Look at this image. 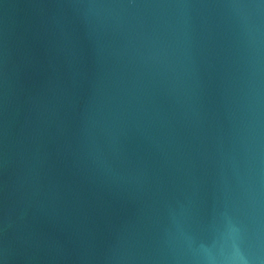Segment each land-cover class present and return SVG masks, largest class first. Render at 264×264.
Wrapping results in <instances>:
<instances>
[{
    "label": "water",
    "instance_id": "1",
    "mask_svg": "<svg viewBox=\"0 0 264 264\" xmlns=\"http://www.w3.org/2000/svg\"><path fill=\"white\" fill-rule=\"evenodd\" d=\"M264 264V0H0V264Z\"/></svg>",
    "mask_w": 264,
    "mask_h": 264
},
{
    "label": "clouds",
    "instance_id": "2",
    "mask_svg": "<svg viewBox=\"0 0 264 264\" xmlns=\"http://www.w3.org/2000/svg\"><path fill=\"white\" fill-rule=\"evenodd\" d=\"M222 264H249L242 257H232L222 262Z\"/></svg>",
    "mask_w": 264,
    "mask_h": 264
}]
</instances>
